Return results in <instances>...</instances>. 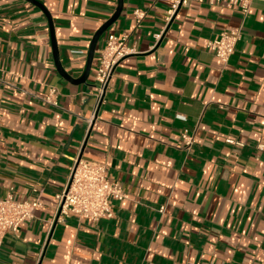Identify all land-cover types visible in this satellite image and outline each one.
Returning a JSON list of instances; mask_svg holds the SVG:
<instances>
[{"label": "crops", "instance_id": "1", "mask_svg": "<svg viewBox=\"0 0 264 264\" xmlns=\"http://www.w3.org/2000/svg\"><path fill=\"white\" fill-rule=\"evenodd\" d=\"M73 79L118 0H38ZM122 0L83 83L54 63L43 11L0 0V198L41 191V207L8 231L0 264H264V1L243 14L187 0ZM144 12L136 23L133 11ZM240 28L227 63L207 47ZM133 52L115 66L91 121L95 68L109 34ZM50 87L56 105L44 100ZM196 136L186 149L182 131ZM101 162L126 197L97 221H54L74 157ZM164 207L160 212V207Z\"/></svg>", "mask_w": 264, "mask_h": 264}, {"label": "built area", "instance_id": "2", "mask_svg": "<svg viewBox=\"0 0 264 264\" xmlns=\"http://www.w3.org/2000/svg\"><path fill=\"white\" fill-rule=\"evenodd\" d=\"M169 3L167 9V21L171 20L181 6L186 5L187 0H166ZM223 3L226 6L237 7L243 14L249 12L250 6L255 0H211ZM264 1V0H263ZM133 17L138 23L144 16L140 9L133 11ZM241 29L237 28L220 32L217 37L208 41L207 47L224 64L228 62L235 45L241 38ZM126 34H109L103 47L99 51L98 63L95 68V92L92 117L102 103L106 87L117 63L133 49L126 45ZM55 87H50L44 100L56 105ZM181 139L186 149L196 141L194 133L187 130L182 131ZM41 191L35 196L16 200L11 194L0 198V247L3 237L8 232H17L22 223L33 218V213L41 207ZM126 193L122 185L108 178L105 174V165L101 162L83 158L78 155L74 157L66 182L62 190L55 196L56 207L53 215L54 221H61L64 217L74 214L80 218L97 221L103 217L112 215L111 200H122ZM164 207L159 211L163 212Z\"/></svg>", "mask_w": 264, "mask_h": 264}, {"label": "water", "instance_id": "3", "mask_svg": "<svg viewBox=\"0 0 264 264\" xmlns=\"http://www.w3.org/2000/svg\"><path fill=\"white\" fill-rule=\"evenodd\" d=\"M31 3H33L34 5L38 6L43 13L45 14V16L47 17L48 20V24H49V31H50V39H51V46H52V53H53V58H54V63H55V67L58 71V73L67 81L72 82V83H83L86 78L87 75L89 73L90 70V66H91V62L94 56V52H95V47H96V43L100 37V35L117 19L121 8H122V0H118V5L116 10L114 11L113 15L107 20L105 21L94 33L91 42H90V46H89V50H88V57H87V63L84 69L83 74L77 78V79H73L68 73H66V71L62 68L60 61H59V56H58V49L56 46V40H55V36H54V30H53V25H52V20L50 17V14L48 13V11L46 10V8L43 6V4L38 1V0H27Z\"/></svg>", "mask_w": 264, "mask_h": 264}]
</instances>
